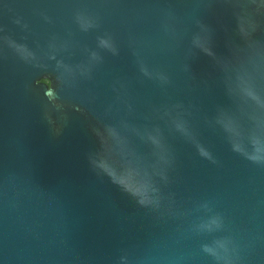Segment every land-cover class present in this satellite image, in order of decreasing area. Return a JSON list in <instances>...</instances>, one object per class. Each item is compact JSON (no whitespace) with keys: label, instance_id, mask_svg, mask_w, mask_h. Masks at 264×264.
Instances as JSON below:
<instances>
[{"label":"water","instance_id":"1","mask_svg":"<svg viewBox=\"0 0 264 264\" xmlns=\"http://www.w3.org/2000/svg\"><path fill=\"white\" fill-rule=\"evenodd\" d=\"M0 264H264V0H0Z\"/></svg>","mask_w":264,"mask_h":264},{"label":"clouds","instance_id":"2","mask_svg":"<svg viewBox=\"0 0 264 264\" xmlns=\"http://www.w3.org/2000/svg\"><path fill=\"white\" fill-rule=\"evenodd\" d=\"M249 159L253 160L254 162H259L262 158L260 156H251L249 157ZM118 183H120L121 185H123L125 187V189L129 192H131L134 196H139L141 197L140 199V203L143 204L146 202L147 200V196H146V192L144 189L142 188H136L133 187L132 185H130L125 179L120 178L117 181ZM215 222V221H214ZM208 251H211V249H206Z\"/></svg>","mask_w":264,"mask_h":264},{"label":"trees","instance_id":"3","mask_svg":"<svg viewBox=\"0 0 264 264\" xmlns=\"http://www.w3.org/2000/svg\"><path fill=\"white\" fill-rule=\"evenodd\" d=\"M45 81L49 83V80H45Z\"/></svg>","mask_w":264,"mask_h":264}]
</instances>
